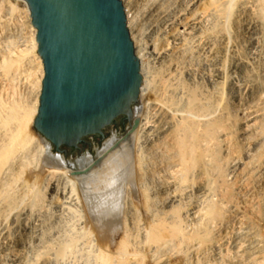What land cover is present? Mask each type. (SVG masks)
I'll return each mask as SVG.
<instances>
[{
    "label": "bare ground",
    "instance_id": "obj_1",
    "mask_svg": "<svg viewBox=\"0 0 264 264\" xmlns=\"http://www.w3.org/2000/svg\"><path fill=\"white\" fill-rule=\"evenodd\" d=\"M19 1L25 20L13 30L4 23V37L32 53L33 64L26 76L28 100L7 107L2 119L0 172L33 141L29 148L38 157H30L37 158L31 169L45 173L46 201L54 203L57 216L71 209L79 188L83 222L94 236L91 264H264V0H237L229 26L226 11L233 10V0H146L149 18L161 27L150 28L151 42L142 40L133 0H121L140 73L145 75L146 54L157 63L158 75L152 84L144 79L139 95L145 101H139L124 138L106 144L94 163L84 160L79 168L88 167L77 176L60 155L50 154L45 141L27 135L38 108L43 66L29 10ZM11 65L6 63L5 70ZM237 113L232 140L230 123ZM225 161L231 167L227 173L222 172ZM3 200L0 209L6 207ZM29 213L14 218L12 237L2 230L1 247L11 253L9 260L5 255L7 264H21L19 252L40 240ZM45 258L40 264L48 263Z\"/></svg>",
    "mask_w": 264,
    "mask_h": 264
},
{
    "label": "water",
    "instance_id": "obj_2",
    "mask_svg": "<svg viewBox=\"0 0 264 264\" xmlns=\"http://www.w3.org/2000/svg\"><path fill=\"white\" fill-rule=\"evenodd\" d=\"M23 1L43 66L32 121L40 138L63 158L61 145L74 147L64 148L63 153L82 150L112 135L128 120L127 132L131 117L140 110L142 82L121 0ZM119 115L127 119L107 127ZM103 129V137H86L77 148L83 136H102ZM87 167L73 168V174Z\"/></svg>",
    "mask_w": 264,
    "mask_h": 264
},
{
    "label": "rangeland",
    "instance_id": "obj_3",
    "mask_svg": "<svg viewBox=\"0 0 264 264\" xmlns=\"http://www.w3.org/2000/svg\"><path fill=\"white\" fill-rule=\"evenodd\" d=\"M233 1H232L233 2L232 4H234V5L230 4L231 5V9H233V10H227V9H230V6H229V8L226 9L227 10L226 11L227 14L225 13L229 17L228 18L226 16V23H225V25L228 24V26L230 24L229 21H231V19H232L231 16L234 14V11H235V8H236L237 0H233ZM145 3H146V0H133V10L136 13V23H137L138 27L141 30L143 42L144 41L145 42H151L153 40L150 38V36H152V35H150L152 33L150 28L152 27V30H156V29L159 30L161 27H160V25H158V22L155 23V22H153V20L151 21V18H149L150 17L149 16V11L147 10V8H145V5H144ZM23 9H24V4H23L22 1H19V0H7V5L6 6L0 5V110H1L0 111V119H1L0 120V127H1L0 128V137H4V135L6 133V127H4L2 125V119L5 117V115L7 113L6 111L8 110V108L11 107L13 104L23 105V104L26 103V101L29 98L28 90L30 88H29V83H28V80L26 79V76H27V72L30 70V67H32V64H33L32 61H31L32 60L31 58H33L32 57V53H26V51H20L21 46L19 47L17 42H14V44L12 43L13 44L12 45L10 43L11 41L9 39H5V37H4L5 34H4V31H3V29H4L3 26H4V23H6V22H7V26L9 27V29L11 28L12 30H13V28L14 29L17 28V26H18L17 24H20V23L24 22L25 17H24ZM21 11H23V13ZM227 19H228V21H227ZM156 25H158L159 28H157ZM228 26H226V27H228ZM263 28H264V26H263ZM1 29H2L3 33L1 31ZM18 49H19V51H18ZM142 53H144V51H142ZM145 58H147V59H145ZM148 58L149 57L146 54H145V57L143 56V58H142V60L144 59L142 62H143V68H145L144 69L145 75L143 76L141 74V82L142 83H140V89H141V86L145 83L144 79L145 80L148 79L149 81L151 80L149 83L152 84L153 80H155V78L158 75V65H157V63L154 64V61H152L150 58L149 59ZM9 62L12 63V65H11V67L8 70H5L4 66L6 65V63H9ZM16 64H17V67H16ZM145 64H146V66H145ZM12 67H13V69H12ZM140 68H141V65H140ZM10 71H12V72H10ZM146 74H148V75L146 76ZM151 74H152V78H151ZM153 75H154V77H153ZM12 78H14V79H12ZM144 86H146V85L144 84ZM149 87H151V85ZM139 94H140V91H139ZM26 96H27V98H26ZM226 98L227 97L225 95V99ZM141 100L143 102L145 101V99H143V98L140 99V95H139V101H141ZM238 118H239V115L237 113V114H235V117L233 118V121H231V123H230V126L232 128H234V129L231 128L232 129L231 139L233 138L232 140H236V137H234V136H237V133H235V131L237 129H235V127L236 128L239 127V120H237ZM127 127H128V120H127V122L125 123V125L122 128H120L118 131H116L112 135L108 136L107 138L103 139L102 141H100V142H98V143H96V144H94L92 146H89L87 148H84L82 150L75 151V152H70V153H62L61 155L63 156V159H64L65 162H68V163L71 164L70 165L71 166L70 167L71 171L75 167L79 168V166L81 165V163L84 160H91V163H94L95 161H97L99 159L100 152L102 151V149L104 148V146L106 144L110 143L111 141L119 142V141H121L124 138V136L126 135L125 132H126V128ZM29 134L33 135V136H36L37 138L40 139V136L38 135V133L34 130V128L32 126V122L30 123V125L28 126V129H27V135H29ZM32 144H33V141H29L26 144V146L24 147V149H21L19 151L20 152L19 154L17 152V154L19 156L16 154L15 157L10 159L8 161V163H6V165L3 166L4 168L7 167V169L5 170L4 168H2V170L0 172V175L2 174L0 176V179L4 176L2 178L3 179V183H1L2 179L0 181L1 185L6 183V184L2 185L3 187H1V185H0V188H2V189H0V200H3L4 198L6 199V197H8L7 201H9V202H7L6 200H3L4 204H6V207L4 205V207H2L0 209V210L8 209V211L7 210L4 211V212L0 211V222H1L0 223V236H1L0 237V252H1L0 256H2V258H0V264H7L8 260L11 257L10 251L9 250H5L3 247H1L3 245V241H4L3 240V236H2V230L5 228L7 233L12 237L15 234L14 233V226H15V223H16V222H13V220H14V218L20 219V217H21L20 214H21V212H24V211H30L31 212V213H29V217L28 218L30 219L32 224H34V226L40 230V232L38 234V238L40 237L39 238L40 240L36 241L30 247H28L26 249H23V251H25L26 253L23 252V251L19 252V256L21 254L20 258L23 261V262H21V264H40V261L42 259H44L46 255L47 256H46L45 259H48V263L47 264H52V263H54V264H59V263H61V264H66V263L67 264H69V263L70 264H91L92 261L94 262L93 258H94V254H95V246H93V242H91V241L94 240V236L92 235L93 236V238H92L91 234L88 233V227L83 222V220H84L83 214L84 213L82 211H84V210H83V206H82V204L80 202V198H79V196H77L80 193L79 188H75V190H76V192L74 191L75 195L72 196V201L68 205V207H70L71 209H68L67 211H64L63 212L64 215L62 213L58 214V216H59L58 217L56 215V213H55L54 203L50 204V202L46 201V197H47V200H48V189L46 188V183L45 184L43 183V182H46L44 180L45 179V173L41 172L42 176L44 177V178H42L41 174L37 170L33 171L34 169H33L32 166L35 165L37 158H34L35 163H33L34 161H33L32 158L30 159V157H33V156L36 157L38 152L36 154V152H35L36 150L34 151L32 149L34 151V153H33V151H31V148H29V146L31 145L30 147H33ZM25 148H26V150H25ZM27 148H29L28 150H30V151H28ZM24 150H25V152L27 154H25ZM240 151H241V149L239 148V152ZM50 152L52 154L56 153V151L54 150L53 147L51 148ZM20 154L23 155L22 156L23 158L26 155H28V156L30 155V156L29 157L26 156L23 159ZM31 154H33V155L31 156ZM240 154H241V152H240ZM96 157H98L97 160H95ZM14 158L15 159L17 158L18 160L20 158V160L18 161L17 159L15 160ZM21 160H23V162ZM26 160L30 162V163L27 162L29 164V166H30L28 169H27ZM31 161H33V162H31ZM225 162H226V164H224ZM225 162L222 163V172L223 173H227V172H229V170H231L229 162L228 161H225ZM9 163H12V165L9 164ZM16 163H18L20 165H18ZM11 166H12V168H10ZM8 167L10 168L9 169L10 171L8 170ZM13 167H15L14 168L15 170H13ZM16 170L19 171V173ZM30 170H32V171H30ZM4 171H7V172H4ZM20 171H21V173H20ZM9 172H11V173L9 174ZM22 173H23V175L20 176V174H22ZM33 173L34 174L39 173V175L41 176L42 179H40L39 175L36 174V176H35ZM13 175L15 177H13ZM71 175L72 176H77L78 174H73V171H72ZM231 176H232V173H230V175H227L226 177L229 179V178H231ZM33 177L34 178L36 177V180H34ZM8 178H9V180H7ZM18 178H20L21 183H20ZM31 178H33V179H31ZM9 181H10V183H9ZM11 182L13 183L12 186H10L12 184ZM30 182H32L31 185H30ZM7 183H9V184H7ZM212 186H213V184H212ZM8 188H10V189L12 188V190H10ZM4 189H7V191L4 190ZM10 191H12L13 194ZM5 192H7V193H5ZM14 192L17 194V196H16V194L14 196ZM42 192L44 193L43 195H42ZM3 194H5V195H3ZM39 195H41V196H39ZM44 195H46V196H44ZM13 196H14V198L16 197L17 200H16V198H15V200H11V199H14ZM40 197H41V199H40ZM43 197H45V198H43ZM77 200H79L78 201L79 205L75 204V203H77ZM13 201H14V204H13ZM10 202H12V204ZM38 203H39V205H38ZM43 205H45V206H43ZM7 206H8V208H7ZM38 206H39V208H38ZM78 206H82V209L81 208L79 209ZM48 209L50 211H48ZM79 210H80V213L82 212L81 214H79ZM45 212H47V214ZM39 213H40V215H39ZM35 215H36V218H35ZM41 215H42V217H41ZM80 215L83 217V219H81L82 217ZM48 216H49V218H48ZM30 217H32V218H30ZM36 225H38V226H36ZM86 228H87V230H85ZM71 232H72V234H71ZM84 233H86V234H84ZM81 235H83V236L81 237ZM88 235H89V238H88ZM78 236H79V238H78ZM61 237H62V239H61ZM65 239H66V241H65ZM1 243H2V245H1ZM42 243H43V245H42ZM76 245H77V247H76ZM88 245H89V247H88ZM91 249H92V251H91ZM32 252H33V254H32ZM50 252H51V254H50ZM27 254L28 255L30 254L29 258H28ZM44 254H46V255H44ZM5 255L9 256L8 260L6 258L7 256L5 257ZM88 256H90V259H89ZM35 257H37V259ZM82 258H85V259L82 260ZM39 259H40V261H39ZM25 260H26V262H25ZM28 260H30V261H28ZM3 262H6V263H3ZM28 262H30V263H28Z\"/></svg>",
    "mask_w": 264,
    "mask_h": 264
},
{
    "label": "flooded vegetation",
    "instance_id": "obj_4",
    "mask_svg": "<svg viewBox=\"0 0 264 264\" xmlns=\"http://www.w3.org/2000/svg\"><path fill=\"white\" fill-rule=\"evenodd\" d=\"M123 119H127L126 116H125V115H119L118 117L114 118L113 121H112V123H111L110 125H108L107 127H109V126H113L115 123H117V121L123 122ZM107 127H106V128H107ZM106 128H104V129H106ZM104 129H103V135H102V136H101V135H98V134H90V135H85V136H83V137L81 138V141L78 143L77 148L79 147V144L85 142V138H86V137H89V136H100V137H103V136H104ZM66 147H67V148H74V147H68V146H66V145H61V146H59V153L62 154V153L65 151L64 148H66ZM53 148H54V147H53ZM54 150H55V148H54ZM55 151H56V150H55ZM56 152H57V151H56Z\"/></svg>",
    "mask_w": 264,
    "mask_h": 264
}]
</instances>
